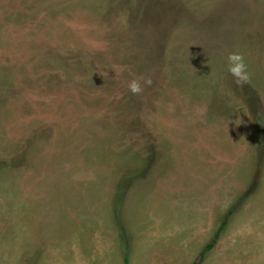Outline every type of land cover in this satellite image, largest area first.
<instances>
[{
    "label": "rangeland",
    "instance_id": "rangeland-1",
    "mask_svg": "<svg viewBox=\"0 0 264 264\" xmlns=\"http://www.w3.org/2000/svg\"><path fill=\"white\" fill-rule=\"evenodd\" d=\"M72 201H113L121 261L229 218L215 251L264 264V0H0V264L63 258Z\"/></svg>",
    "mask_w": 264,
    "mask_h": 264
},
{
    "label": "crops",
    "instance_id": "crops-1",
    "mask_svg": "<svg viewBox=\"0 0 264 264\" xmlns=\"http://www.w3.org/2000/svg\"><path fill=\"white\" fill-rule=\"evenodd\" d=\"M104 203V202H103ZM108 204L107 207L98 211V213L90 214V209H84L85 215H91L87 220L81 221V218L78 217L74 212H83V201L71 202L70 207L66 210V219H65V233L64 237V252L62 257L50 258L51 261H45L43 264H185L186 261L189 264H192L196 260L195 254L190 257H185V234L182 231L176 230H164V236L171 233L172 242L168 239H164V242L160 245L154 243L156 237L150 242V252L147 251V244L144 248L137 245L134 242L132 249L127 252L128 258L124 256L122 261L120 260L121 254L118 256V251L115 249L106 248L112 242V237L115 230L114 223V214H113V201H106ZM75 207V209L73 208ZM24 215V214H22ZM79 220V222L77 221ZM18 225L21 223V232L25 235V218L24 216L21 219L16 218ZM30 223L28 222L27 225ZM19 234V230H18ZM211 235L209 238H211ZM20 235H18L19 237ZM99 237H103L99 239ZM105 237V238H104ZM196 239L201 237L200 233H197L195 236ZM190 238V237H189ZM205 242H201V250L205 246ZM7 243L5 244L6 248ZM24 245V244H23ZM22 249L20 244L18 245V255L16 262L20 264L22 261V255L25 254V245ZM8 247V246H7ZM8 249V248H7ZM6 249V250H7ZM21 249V251H20ZM25 250V251H23ZM193 250V249H192ZM192 250H188V253ZM198 252L200 248H197ZM217 248L213 249L204 264H232V259H230L227 254H221L224 250L216 252ZM35 252V251H33ZM22 253V254H21ZM198 254V253H197ZM23 264H29V262ZM41 264V263H39Z\"/></svg>",
    "mask_w": 264,
    "mask_h": 264
},
{
    "label": "clouds",
    "instance_id": "clouds-1",
    "mask_svg": "<svg viewBox=\"0 0 264 264\" xmlns=\"http://www.w3.org/2000/svg\"><path fill=\"white\" fill-rule=\"evenodd\" d=\"M227 72L236 79L237 83H248L250 80L248 66L244 56L240 53L230 52L227 55ZM143 83L150 86L152 80L150 78L144 79ZM128 87L133 95L140 94L143 91V86L139 79H133Z\"/></svg>",
    "mask_w": 264,
    "mask_h": 264
},
{
    "label": "trees",
    "instance_id": "trees-1",
    "mask_svg": "<svg viewBox=\"0 0 264 264\" xmlns=\"http://www.w3.org/2000/svg\"><path fill=\"white\" fill-rule=\"evenodd\" d=\"M229 223V218H225L223 224L220 226L218 232L216 233L214 239L206 245V247L201 251V254L197 257L193 264H203L205 259L207 258L208 254L215 248L216 244L218 243L222 232L225 230ZM128 264V263H127Z\"/></svg>",
    "mask_w": 264,
    "mask_h": 264
}]
</instances>
